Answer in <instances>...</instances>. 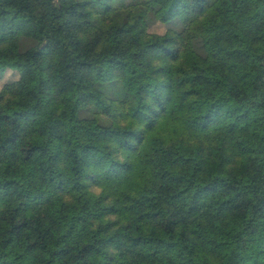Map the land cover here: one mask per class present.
<instances>
[{
    "label": "trees",
    "instance_id": "obj_1",
    "mask_svg": "<svg viewBox=\"0 0 264 264\" xmlns=\"http://www.w3.org/2000/svg\"><path fill=\"white\" fill-rule=\"evenodd\" d=\"M0 81V264H264V0H0Z\"/></svg>",
    "mask_w": 264,
    "mask_h": 264
},
{
    "label": "rangeland",
    "instance_id": "obj_2",
    "mask_svg": "<svg viewBox=\"0 0 264 264\" xmlns=\"http://www.w3.org/2000/svg\"><path fill=\"white\" fill-rule=\"evenodd\" d=\"M155 30H159V31H161L162 30V27L161 26H155V28H154ZM0 87H1V81H0ZM35 90V88H33V87H31V86H28L27 88H26V91L27 92H33ZM37 111H35V110H33L32 112H30L28 115H29V117H34V116H36L37 115Z\"/></svg>",
    "mask_w": 264,
    "mask_h": 264
}]
</instances>
